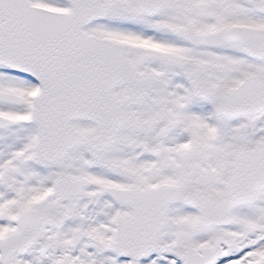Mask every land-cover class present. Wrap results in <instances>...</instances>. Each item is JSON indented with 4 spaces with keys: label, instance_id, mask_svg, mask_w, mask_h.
I'll return each mask as SVG.
<instances>
[{
    "label": "snow or ice",
    "instance_id": "1",
    "mask_svg": "<svg viewBox=\"0 0 264 264\" xmlns=\"http://www.w3.org/2000/svg\"><path fill=\"white\" fill-rule=\"evenodd\" d=\"M0 264H264V0H0Z\"/></svg>",
    "mask_w": 264,
    "mask_h": 264
}]
</instances>
